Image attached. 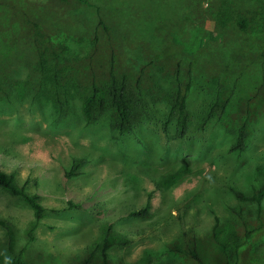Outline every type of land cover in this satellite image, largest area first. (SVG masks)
Masks as SVG:
<instances>
[{
  "label": "rangeland",
  "instance_id": "obj_1",
  "mask_svg": "<svg viewBox=\"0 0 264 264\" xmlns=\"http://www.w3.org/2000/svg\"><path fill=\"white\" fill-rule=\"evenodd\" d=\"M111 81L125 132L80 110ZM0 171L44 208L0 188V264H224L213 232L264 264V197L233 194L264 186V0H0Z\"/></svg>",
  "mask_w": 264,
  "mask_h": 264
},
{
  "label": "trees",
  "instance_id": "obj_2",
  "mask_svg": "<svg viewBox=\"0 0 264 264\" xmlns=\"http://www.w3.org/2000/svg\"><path fill=\"white\" fill-rule=\"evenodd\" d=\"M44 69L42 68V76L49 78L50 81V85L44 94L48 96V98L53 102L59 111L64 113L68 108V85L67 83L61 84L58 80V75L52 73L50 68ZM105 88H107V94L100 96L98 88H92L90 92H87L86 87H81L83 93L79 95L81 100L80 110L84 121L86 123L91 122L96 116L95 113L107 109L111 111L113 116V119L110 122V127L112 129H117L120 132H125L130 126V116L135 105L134 98H129L127 93L116 86L115 81H111L105 86ZM167 102L170 104L171 112L173 110H177L179 115L184 116V95H179V93H176L174 96L172 95L169 97ZM244 140V127H240L236 135L235 145L232 149L237 151L243 150L245 147ZM0 188L6 190L11 195L20 197L22 201L31 208L35 222H37L42 217L44 208L39 203L37 196L27 193L23 186H17L13 181L12 175L0 171ZM233 194L240 200L251 201L259 204L264 197V186L255 190L251 194H243L235 190H233ZM147 209L148 204H145L143 207L131 210L129 215L139 217L142 216ZM217 225V219L215 218L213 229L217 227ZM212 239L214 240L217 249H219L220 253L222 254L224 264H237L238 248L241 245L239 238L230 233L223 237H219L215 232H213ZM192 256L194 259H196L193 254ZM10 264L29 263L23 260L20 255H16L11 259Z\"/></svg>",
  "mask_w": 264,
  "mask_h": 264
}]
</instances>
